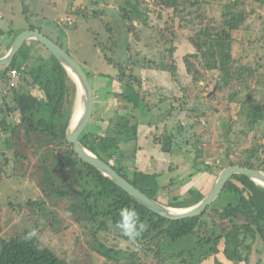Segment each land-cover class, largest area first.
I'll return each mask as SVG.
<instances>
[{
  "label": "trees",
  "instance_id": "trees-1",
  "mask_svg": "<svg viewBox=\"0 0 264 264\" xmlns=\"http://www.w3.org/2000/svg\"><path fill=\"white\" fill-rule=\"evenodd\" d=\"M152 1L154 3L152 7L158 14L156 15L158 21H153L146 14L142 15L141 10L133 7L129 0H113V3L109 0L101 1L107 8L111 5L112 7H109L111 9L105 8L101 12L95 10L92 16H87L88 12L81 14L85 19L89 17L105 19L108 13L115 15V18L110 17L114 24L108 27L111 33V47L100 52L109 65L116 62L119 74L116 78L101 74L95 79L101 78L102 81L110 82L114 77V80L123 86L118 96L124 102V111L117 110L114 119L106 121L105 127L102 125L105 123L103 120L94 119L91 128L82 136L81 144L150 199L174 208H189L205 196L192 190L188 193H172L176 185L182 187L181 184L186 183L185 180H177L178 175L173 174L178 172L176 166L171 165L172 168H168L171 175L168 186L165 187L160 184V178L164 175L162 172H143L139 168L129 171L123 166L121 159L117 158L121 144L126 145L137 141L138 138V128L125 110L131 106L134 110L147 107L148 111H152L153 105L145 101L146 90L143 89L142 73L148 68L162 69L161 72L165 71L174 78L178 68L173 58L177 47L173 44L177 38L183 37L190 51L183 56L182 62L186 74L191 76V81L186 83L183 93L198 88L199 92L196 91L193 98L188 96L189 101L195 102L199 101L201 90L204 89L200 83L207 87L215 85L216 92L230 87L228 107L226 106L229 113L228 131L231 135L238 134L242 139L248 138L251 132L256 131L257 127L264 123V104L252 102L251 96L249 98L248 94L243 92L248 89L242 91L240 89H250L249 84L262 87L260 81L264 80V74L260 71L256 56L252 65H243L233 55L234 45L241 48L242 58L250 53L248 50L251 45V42L244 43L236 37L238 33L236 24L238 22L240 25L242 21H239L236 9H241V13L239 11L238 13L242 14L243 19L251 6L249 15L252 25L253 17L261 18L260 10L264 13V0H249V3L245 0L225 3L222 0ZM99 3L100 1H94L92 5L96 7ZM158 8L159 11L156 10ZM154 10L149 9L148 14ZM78 13L79 11L75 12L77 15ZM115 25L120 26L121 35L127 36L128 40H122V36L116 35ZM63 26L65 29L70 28L67 24ZM35 29L41 32L39 28L32 26L26 28L30 31ZM23 31L18 34L9 31L11 41L13 42ZM1 36H4L3 33ZM28 43L40 45L34 41L24 43L11 65L5 71H0V90L1 87L5 89L10 86V91L14 92V101L18 103L20 109L18 124L9 127L10 130L9 128L4 130L10 135L6 144L9 148H14L12 141L17 138L15 134L23 130L29 148L35 151H38L37 147L45 149V161L47 162V156L55 160L53 171L56 176L42 167L43 191L47 197L55 195L59 200L71 201L67 213L77 225L82 222L89 224V234L85 239L90 238L87 245L91 253L103 261L102 264H213V261L214 264H250L253 246L257 242H260L261 252L264 254V189L246 176L231 177L218 200L202 215L170 221L147 210L100 172L82 163L74 153L73 146L67 141V132L75 107V85L58 61L41 45L44 54L31 58L30 54L35 49L28 46ZM55 43L61 47L59 42ZM2 45L4 44L0 37V49ZM207 48L214 50V59L203 60L202 53ZM144 50L147 54L143 52ZM144 54L142 66L138 60ZM114 56L119 57L118 61L114 60ZM137 70L139 73H136ZM12 72L18 73L19 76L12 79L10 77ZM213 81L216 82L213 84ZM32 87H37L42 93V98L36 100L29 98L31 105L26 109L20 108L18 100L27 97L28 89ZM159 98L158 104L168 101L181 103L178 99ZM215 99L216 96L210 98L212 101ZM1 100L3 103L0 113L3 114L5 110V116H8L17 110L10 108V102L5 96H1ZM170 105L160 126L163 128H156L161 129L162 133L152 136L153 143L155 147L160 148L161 154L174 157L175 160H178L181 152L192 155L189 158L183 156L180 161L190 164L188 166L192 169L200 163L211 173L216 171L220 173L232 166L264 171V143H258L251 149H245L241 144H237V149L242 150L233 154L230 150L232 146L227 142L219 150L220 161L214 167L209 166L206 160L197 161L204 156L205 144L202 134H193L196 128L195 124L192 125L190 122L194 119L200 124V117L210 120L212 113L209 114V111L204 109H177L174 104ZM220 105L221 102H218L217 106ZM218 112L220 110L214 108V113ZM234 115L243 123H239ZM170 119L174 120L172 129L167 126ZM236 124L240 127L238 131L234 128ZM184 134H189L190 138H184ZM48 145L61 149L62 155H57L52 147L47 149ZM64 168H68L77 189L71 186L69 178L63 173ZM187 177L190 178L191 173ZM166 189L168 194L163 198L161 194ZM185 194L187 197H184ZM43 203L41 201L40 205ZM35 205L37 203L30 206ZM123 207L135 208L141 221L146 225L137 245L129 242L115 228L119 219L118 211ZM27 233L5 238L0 236V264H71L53 249L41 245L36 237L26 239ZM103 235H113L115 239L126 242L127 246L124 250L117 243L115 246L107 247V242L102 240ZM180 242L181 247L177 249L176 244Z\"/></svg>",
  "mask_w": 264,
  "mask_h": 264
},
{
  "label": "rangeland",
  "instance_id": "rangeland-1",
  "mask_svg": "<svg viewBox=\"0 0 264 264\" xmlns=\"http://www.w3.org/2000/svg\"><path fill=\"white\" fill-rule=\"evenodd\" d=\"M100 1L98 6L92 5V3ZM108 0H0V37L4 45L0 49V57L4 56L9 50L12 39L9 37V31H13L18 34L22 30H26L28 26L39 28L41 33L51 39L54 42H59L61 48L69 54V56L82 68L92 84L94 89L95 107H96V120H103L105 123L102 124L105 127L106 121L114 119L117 114V110H123V104L119 93L123 90V86L118 84L114 79L119 74L118 65L113 62L109 65L104 60V56L100 52L104 48L111 47V33L109 32L110 24H114L110 20L115 18V15L108 13L101 18L89 17L85 19L81 14L88 12L87 16H92L96 10L101 12L107 8L106 4L102 2ZM113 3V0H109ZM128 1V0H127ZM133 7H137L141 10L142 15H148L153 21H158L156 15L157 12L153 9L154 3L152 0H129ZM220 1V0H219ZM233 0H222L223 3ZM145 2V4H144ZM249 3V0H245ZM147 4V5H146ZM109 7H112L111 5ZM108 7V8H109ZM107 8V9H108ZM111 9V8H109ZM149 9L154 10L153 13H149ZM251 6L247 10L246 17L242 19L241 9H236L240 25L237 22L238 33L237 39L240 41L251 42L249 47V54L242 58L241 48L238 45H234L233 55L236 60L241 64L252 65L254 56L257 57L258 65H260V71L264 74V13L262 10L259 11L261 18L253 17L252 25H250L251 16L249 11ZM159 11V8L156 9ZM79 11L78 15L75 12ZM238 11L240 13H238ZM254 13V12H253ZM103 14V13H102ZM108 18V19H107ZM63 24H67L68 29L63 28ZM236 25H234L236 27ZM116 35H121L120 26H114V32ZM3 33L4 36H1ZM116 36V37H117ZM118 39V38H117ZM122 40H128L127 36H122ZM120 41H118L119 43ZM34 50L31 58L35 55L44 54V50L40 45L29 44ZM173 46L177 47L173 58L178 68L175 77H171L169 73L155 68H148L143 71L144 77L143 89L146 90L145 98L150 105H153L152 111H148L147 107L141 110H134L132 107H128L125 112L130 117L132 123L138 128L137 141L130 142L126 145L121 144L117 153V158H120L123 162V166L128 168L129 171L133 168H139L143 172H162L164 175L160 178L161 186H168L170 180V173L168 168L176 166L178 175L177 180H185L182 187L175 186L172 193H188V191L202 193L206 196L212 190L220 173H211L207 171L206 167H203L200 163L195 168H190L188 165L180 161L181 157L189 156L181 152L178 160L174 157L166 156L160 153V148L155 147L153 143V135L162 133L161 123L164 119L166 110L174 104L177 109H204L212 113V118H201V123L198 125L192 119L190 123L195 124V132L193 134H202L204 141L203 153L204 156L200 157L197 161L206 160L210 165H217L219 158V150L222 149L224 143L230 142L232 148L231 153H239L241 148L237 149L238 145L241 144L245 149L255 148L258 143H264V123L257 127L256 131L251 132L248 138L242 139L238 134L231 135L228 131L229 125V113L227 101L230 94V87L228 89H222L217 91L215 85L205 86L204 83H200L203 90L199 101H189V97L195 96L196 91L199 92L198 88L193 89L192 92L186 94L183 93L186 83H190L191 76H188L185 72L182 58L190 51L187 47L188 44L183 37H179L174 41ZM145 54L147 51L144 50ZM194 53L193 50H191ZM145 54L138 60L143 66L145 60ZM115 61H118L119 57H113ZM203 60L214 59V50L207 48L202 53ZM149 60V59H147ZM150 60H152L150 58ZM141 66V67H142ZM121 73V72H120ZM125 75H127L124 69ZM136 73H139L138 70ZM112 75V81H102L99 75ZM217 75V74H216ZM215 75V76H216ZM146 79V80H145ZM264 80L260 81L262 87L249 84V88H241L244 94H248L252 102H259L264 104ZM216 81H213V84ZM18 83V82H17ZM10 86L4 89L1 87L0 93V109H2V97H6L10 102L9 106L11 109L17 108V110L8 116H3L2 120L10 127L18 124V116L20 115V109L18 103L14 101V92L10 91ZM9 90V91H8ZM252 91V92H249ZM249 92V93H248ZM216 96L215 101L210 98ZM159 97H165L172 99H178L181 103H174L168 101L164 104L160 103ZM29 98L38 99L42 98V93L37 87L28 89V96L20 98L18 100L20 108L26 109L31 104ZM207 101V102H206ZM221 102L220 106L217 103ZM76 103V100H75ZM227 106V107H226ZM214 108L220 110L218 113H214ZM124 111V110H123ZM214 113V114H213ZM239 123H243L240 118L236 117ZM233 118V117H232ZM173 121L170 119L167 122V126L173 128ZM161 128L160 130L156 129ZM235 130L240 129L239 125L234 126ZM10 130V129H9ZM189 133V132H187ZM6 134V135H5ZM2 137L9 138V133H5ZM174 132L171 134L173 136ZM192 134V133H189ZM188 134V135H189ZM17 138L12 145L14 148L4 147L0 149V236L10 237L20 235L21 233L30 232L33 228L37 230V240L43 246L53 249L61 258L65 259L71 264H102L101 259L94 256L91 253L89 246V239H85L89 234V224L82 222L76 224L74 219L67 210L71 205L70 200H59L55 195L47 197L43 191V171L42 167L53 175L54 167L56 165L55 160L47 156V162L45 161V154L42 148L37 147L38 151L32 150L26 145V139L23 130L16 132ZM184 138H190L187 134H184ZM263 135V136H262ZM262 136V138H259ZM181 141V139H177ZM176 141V142H177ZM175 142V143H176ZM193 142V141H192ZM178 144V143H176ZM184 144V143H183ZM238 144V145H237ZM53 145H48L52 147ZM57 155H62L61 149L52 147ZM225 149V148H223ZM16 154V156H15ZM233 155H231V158ZM49 159V161H48ZM196 161V162H197ZM214 162V163H213ZM172 165V166H171ZM212 167V168H213ZM58 173V172H57ZM63 173L69 178L71 186L75 189L76 183L72 181L70 172L64 168ZM191 173V177L188 178V174ZM189 179V180H187ZM167 189L162 192L163 198L167 196ZM184 197H187L185 194ZM44 202L40 205L41 201ZM164 201V200H162ZM34 202V203H32ZM35 206H30L35 204ZM58 222V223H55ZM113 235H103L102 240L107 242L108 246H127L123 240H118ZM93 244V243H92ZM250 244V240H248ZM180 243L176 244V248L180 249ZM262 246L260 242H257L253 246V255L250 264H264V254L261 252ZM220 258V257H219ZM212 262V260L210 259ZM214 264V261L212 262Z\"/></svg>",
  "mask_w": 264,
  "mask_h": 264
},
{
  "label": "water",
  "instance_id": "water-1",
  "mask_svg": "<svg viewBox=\"0 0 264 264\" xmlns=\"http://www.w3.org/2000/svg\"><path fill=\"white\" fill-rule=\"evenodd\" d=\"M28 41H34L40 44L52 54L75 85L76 103L67 132V141L73 146L74 153L82 163L100 172L102 176L122 189L128 196L147 210L170 221H179L200 216L209 206L218 200L228 180L235 175L246 176L256 185L264 189V171L232 166L220 172L210 193L192 207L174 208L150 199L126 179L117 174L108 164L82 146L81 138L91 128L95 119L96 107L94 91L87 75L79 64L58 44L37 29L32 31L24 30L14 39L7 53L0 57V71H5L11 65L15 55L24 43ZM75 118L76 120H74Z\"/></svg>",
  "mask_w": 264,
  "mask_h": 264
},
{
  "label": "clouds",
  "instance_id": "clouds-1",
  "mask_svg": "<svg viewBox=\"0 0 264 264\" xmlns=\"http://www.w3.org/2000/svg\"><path fill=\"white\" fill-rule=\"evenodd\" d=\"M119 219L115 224V228L122 233L129 242L137 245L138 238L146 229V225L141 221L135 208L123 207L118 211ZM38 233L35 228L26 234V239L37 237Z\"/></svg>",
  "mask_w": 264,
  "mask_h": 264
},
{
  "label": "crops",
  "instance_id": "crops-1",
  "mask_svg": "<svg viewBox=\"0 0 264 264\" xmlns=\"http://www.w3.org/2000/svg\"><path fill=\"white\" fill-rule=\"evenodd\" d=\"M25 30V29H24ZM6 89V88H5ZM1 93V91H0ZM26 98V97H25ZM5 111V110H4ZM3 111V114L0 113V149H4V147H8V145L6 144V140H8L7 137H2L5 134V129L7 130L10 126L7 125L3 120L2 117L5 115ZM10 129V128H9ZM6 135V134H5ZM9 148V147H8Z\"/></svg>",
  "mask_w": 264,
  "mask_h": 264
},
{
  "label": "built area",
  "instance_id": "built-area-1",
  "mask_svg": "<svg viewBox=\"0 0 264 264\" xmlns=\"http://www.w3.org/2000/svg\"><path fill=\"white\" fill-rule=\"evenodd\" d=\"M18 76H19L18 73H14V72H12V73L10 74V77H11L12 79L17 78Z\"/></svg>",
  "mask_w": 264,
  "mask_h": 264
},
{
  "label": "bare ground",
  "instance_id": "bare-ground-1",
  "mask_svg": "<svg viewBox=\"0 0 264 264\" xmlns=\"http://www.w3.org/2000/svg\"><path fill=\"white\" fill-rule=\"evenodd\" d=\"M76 118H77V116H76ZM76 118L74 120H76Z\"/></svg>",
  "mask_w": 264,
  "mask_h": 264
}]
</instances>
